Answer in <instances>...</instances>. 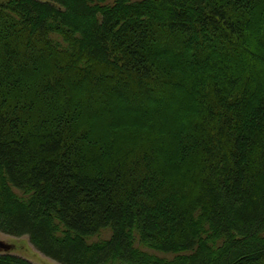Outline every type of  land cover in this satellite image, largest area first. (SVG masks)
<instances>
[{
	"label": "trees",
	"instance_id": "16d2710c",
	"mask_svg": "<svg viewBox=\"0 0 264 264\" xmlns=\"http://www.w3.org/2000/svg\"><path fill=\"white\" fill-rule=\"evenodd\" d=\"M0 232L264 264V0H0Z\"/></svg>",
	"mask_w": 264,
	"mask_h": 264
},
{
	"label": "rangeland",
	"instance_id": "374dc122",
	"mask_svg": "<svg viewBox=\"0 0 264 264\" xmlns=\"http://www.w3.org/2000/svg\"><path fill=\"white\" fill-rule=\"evenodd\" d=\"M7 253L21 256L35 264H60L38 251L28 236L15 237L0 232V254Z\"/></svg>",
	"mask_w": 264,
	"mask_h": 264
}]
</instances>
